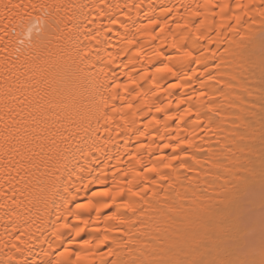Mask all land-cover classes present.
I'll list each match as a JSON object with an SVG mask.
<instances>
[{"label": "bare ground", "instance_id": "obj_1", "mask_svg": "<svg viewBox=\"0 0 264 264\" xmlns=\"http://www.w3.org/2000/svg\"><path fill=\"white\" fill-rule=\"evenodd\" d=\"M255 204L260 0H0V264L259 260Z\"/></svg>", "mask_w": 264, "mask_h": 264}, {"label": "snow or ice", "instance_id": "obj_2", "mask_svg": "<svg viewBox=\"0 0 264 264\" xmlns=\"http://www.w3.org/2000/svg\"><path fill=\"white\" fill-rule=\"evenodd\" d=\"M260 6L261 7H264V0H260ZM4 7L7 9V8H12V9H17V8H20L21 5L20 4H13V3H8V4H5ZM34 7V6H33ZM237 20H239V17H237ZM155 23V22H154ZM187 56H191L192 53L191 52H188L186 53ZM158 72L160 71H167V72H171L172 69L170 67H167L165 66L164 68H158L157 69ZM101 74L103 75H106V71L105 69H101ZM129 80L131 81V77H129ZM132 83H135V81H131ZM176 87H179L180 85H175ZM121 88H124L126 89L127 88V85H121L120 83L118 82H113V91L117 90V89H121ZM118 96V93L116 94ZM201 95H203V93H201ZM116 97H108L107 99H104L103 97H101V101H100V109L99 111L102 112V110L104 108H106L108 106V101L110 99H114ZM25 101L21 100L20 103H24ZM114 107V106H113ZM129 107H131V105H129ZM158 111L161 110V109H157ZM116 111H119V109H116ZM30 116L32 117V123L35 125L37 123H43L44 122V119L45 117L42 115L41 117L37 118L35 115L31 114L30 113ZM171 118V117H170ZM24 123H27V120L24 121ZM39 129H37L36 127H33L31 129L32 132H36L38 131ZM82 131L85 135L88 134V131H89V125H84L82 127ZM25 134H28V129L26 128L25 129ZM35 138V137H34ZM165 147H168V145H165ZM179 157H173V159H178ZM65 159H67V157H65ZM65 170H67V164H65ZM148 171L149 172H155L156 171V168L154 167H149L148 168ZM54 177L56 176L55 173L52 174ZM72 173L71 172H68V176H71ZM160 179L161 180H164V179H167L166 176L164 175H161L160 176ZM57 180H58V177L56 179H52L50 181V186L46 187L45 189H42V191L44 192V197H43V203H44V212L47 213L48 211V208L50 207L51 204H54L55 201L59 198V188L57 186ZM103 181H101L102 183ZM118 195H123V193H117ZM133 195H136V196H139L140 193L139 192H133L132 193ZM103 195L104 196H112V192L111 191H105L103 192ZM104 206H109V205H104ZM78 209L80 210H83V211H91L92 209L96 208V205L92 202V201H88L87 203H84V204H78L76 206ZM126 207L129 208L130 211H135L134 208L131 207V205H126ZM77 219L79 220V222L81 224H86L87 221L86 220H83V219H80V217L78 216ZM109 219H119L117 216H112V217H109ZM119 222L121 224L123 223H126L125 220H119ZM65 228H68L69 225L67 223H65L64 225ZM83 229H77L76 230V234L77 235H80V232L82 231ZM69 255H71V253H69ZM109 255H111V253H109ZM178 264H183V262H178ZM192 264H205V262L201 261V262H192ZM210 264H264V248L261 249V254H260V259L259 260H247V261H243V262H240V261H227V262H217V261H212L210 262Z\"/></svg>", "mask_w": 264, "mask_h": 264}, {"label": "rangeland", "instance_id": "obj_3", "mask_svg": "<svg viewBox=\"0 0 264 264\" xmlns=\"http://www.w3.org/2000/svg\"><path fill=\"white\" fill-rule=\"evenodd\" d=\"M257 204H259V202ZM257 204H255L256 206H251L250 208H248V213H250L248 215V219H250V221H252V222H255V221H257L258 223H259V221L263 222L261 225H264V204H262V205H257ZM248 225H249V223H248ZM262 236H264V234ZM254 239H256V238H254ZM261 240H263V239H261ZM261 240L258 242L256 241V243L262 242ZM252 241H253V238H252Z\"/></svg>", "mask_w": 264, "mask_h": 264}]
</instances>
